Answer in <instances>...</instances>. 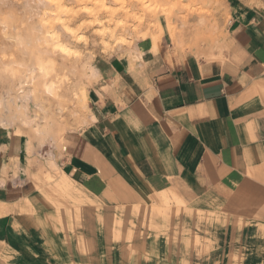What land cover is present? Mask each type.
I'll use <instances>...</instances> for the list:
<instances>
[{
	"label": "crops",
	"instance_id": "crops-1",
	"mask_svg": "<svg viewBox=\"0 0 264 264\" xmlns=\"http://www.w3.org/2000/svg\"><path fill=\"white\" fill-rule=\"evenodd\" d=\"M227 13L220 58L163 36L99 62L58 194L0 127V264H264V0Z\"/></svg>",
	"mask_w": 264,
	"mask_h": 264
},
{
	"label": "rangeland",
	"instance_id": "rangeland-1",
	"mask_svg": "<svg viewBox=\"0 0 264 264\" xmlns=\"http://www.w3.org/2000/svg\"><path fill=\"white\" fill-rule=\"evenodd\" d=\"M141 1L126 0L120 8L106 0L102 10L94 9L92 13L99 19L98 26L80 14L82 19L71 25L74 29L83 25L79 34L83 42L77 43L64 38L60 25L50 22L47 17L54 10L42 0H0V127L27 139L34 153L29 160L34 170L31 178L40 186L52 185L54 194L59 193L54 184L61 179L56 153L63 148L67 135L76 134L89 122L88 91L98 83L96 69L100 61L110 54L129 55L142 47V41L156 51L163 36L175 50L209 60L220 58L215 54L223 50L229 0ZM245 1L254 4L259 0ZM64 2L63 7L72 13L75 10L79 14L78 9L83 7L92 9L86 3ZM105 10L114 17L110 18ZM52 34L66 39H61V53L50 51L52 44L47 40ZM44 67L49 70L42 72ZM51 86L53 95L46 91ZM138 214L143 225L154 215L165 213L156 207H144ZM124 225L125 221L117 219L115 240L125 237L119 231ZM127 236L131 238L132 233Z\"/></svg>",
	"mask_w": 264,
	"mask_h": 264
},
{
	"label": "bare ground",
	"instance_id": "bare-ground-1",
	"mask_svg": "<svg viewBox=\"0 0 264 264\" xmlns=\"http://www.w3.org/2000/svg\"><path fill=\"white\" fill-rule=\"evenodd\" d=\"M43 1V3L48 7V8H53V12L52 13H50L49 12V17H47V18H49V20H50V22L52 21V24L54 23V25H60V27L62 28V31H63V37L65 38H69V39H71V40H77L76 42L77 43H81V42H83L81 39H80V32H82L83 30H82V28H83V25H79L78 27H76L75 29L74 28H72V22H75L76 20H81V19H79V15L81 14H83V15H86V16H88V18H91V21H92V24H91V22H88L89 24H91V25H93V23L94 24H99L98 23V18H97V16L96 17H94L93 16V14L92 13H94L93 11H95L94 9H99V10H102V8L104 7L103 6V4H104V2L106 1V0H71V1H73L74 3H80V2H82V3H86V4H89L90 6H92V9H91V7L89 8L90 10H87V9H85L84 7L83 8H81V9H78V10H80V13L79 14H77V12H75V10H74V12L72 13L71 12V10L70 11H68V9L66 10V8L65 7H63V3L65 4V2H64V0H42ZM66 1V0H65ZM114 5H118V6H121L120 8H123V5H124V3H125V1L126 0H110ZM136 2V3H142V1L141 0H132V2ZM146 1V0H145ZM150 1H152V2H154V4L155 3H157V4H159L158 3V1L159 0H150ZM167 1V0H166ZM195 1V0H194ZM199 1H201V0H199ZM144 2V1H143ZM167 3V2H166ZM73 4V3H72ZM133 4V3H132ZM152 4V3H151ZM79 5H81V3L79 4ZM133 8H134V6H133ZM82 10H84V12H81ZM98 10V11H99ZM105 13L107 12L106 10L104 11ZM118 12H120V11H118ZM96 13V12H95ZM129 13V12H128ZM48 14V13H47ZM100 14V13H99ZM107 14H109L110 15V18H112V17H114V16H112V14H111V12H107ZM114 14V13H113ZM116 14V13H115ZM124 14H127L126 12L124 13ZM96 15V14H95ZM82 17V16H81ZM106 17V16H105ZM122 18V17H121ZM126 18H127V16H126ZM45 19V18H44ZM48 20V21H49ZM111 20V19H110ZM47 21V22H48ZM84 21V20H83ZM116 21V20H115ZM49 22V23H50ZM78 22V21H77ZM112 22V21H111ZM83 23V22H82ZM74 24V23H73ZM110 24V23H109ZM113 24V23H112ZM91 25H88L87 24V26H91ZM86 26V25H85ZM98 26V25H97ZM101 27V26H100ZM90 28V27H89ZM94 28V27H93ZM103 28V27H102ZM52 30V29H51ZM82 30V31H81ZM117 30V29H116ZM112 31V30H111ZM48 32V31H47ZM116 32V31H115ZM112 34V33H111ZM55 36H57V35H50L49 36V38H48V40H47V42H50V45L52 44V46H51V52H52V50H53V52L52 53H61L60 52V50H61V48L63 47L62 46V43H63V45H64V42H62L61 41V39H64L63 37H61V39H60V37H55ZM80 36V37H79ZM101 36V35H100ZM44 38V37H43ZM84 38H86V37H84ZM111 39V38H110ZM64 40H66V39H64ZM45 43H46V41H45ZM84 44H85V42H84ZM49 44H48V47L50 46ZM74 45V44H73ZM42 46H43V44H42ZM45 46V45H44ZM45 49V48H44ZM64 49V48H63ZM63 49H62V51H63ZM32 50V49H31ZM37 51V50H36ZM49 51V50H48ZM67 52V51H66ZM33 53V52H32ZM29 54H31V53H29ZM54 54V55H55ZM67 54V53H66ZM49 55H51V54H49ZM61 55V54H60ZM73 55V54H72ZM64 56V55H63ZM70 56V55H69ZM28 57H29V55H28ZM52 57V56H51ZM61 57H62V55H61ZM67 57V56H66ZM30 58V57H29ZM28 59V58H27ZM34 59V58H33ZM27 61V60H26ZM35 62V61H34ZM48 62V61H47ZM67 63V62H66ZM46 64V63H45ZM47 66H48V64H47ZM55 66V65H54ZM41 68H43V67H41ZM48 68H50L51 69V67H48ZM53 68V67H52ZM42 70V72H45L46 70H49V69H45V67H44V69H41ZM51 72H52V70H50ZM49 78H50V76H49ZM53 78V77H52ZM47 81V80H46ZM53 89L54 88H52V86L51 87H49V88H47L46 89V91H47V94H49V95H53V94H55V92L53 91ZM46 94V95H47ZM55 96V95H54ZM170 192H172V190H170Z\"/></svg>",
	"mask_w": 264,
	"mask_h": 264
}]
</instances>
